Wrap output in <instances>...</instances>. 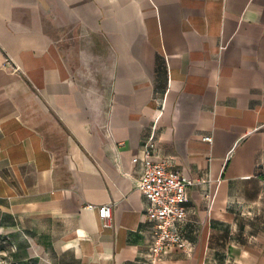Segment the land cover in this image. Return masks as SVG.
<instances>
[{
  "label": "crops",
  "instance_id": "0c3cea01",
  "mask_svg": "<svg viewBox=\"0 0 264 264\" xmlns=\"http://www.w3.org/2000/svg\"><path fill=\"white\" fill-rule=\"evenodd\" d=\"M150 139L195 180L154 262ZM3 234L43 264H264V0H0Z\"/></svg>",
  "mask_w": 264,
  "mask_h": 264
},
{
  "label": "built area",
  "instance_id": "2783aa9c",
  "mask_svg": "<svg viewBox=\"0 0 264 264\" xmlns=\"http://www.w3.org/2000/svg\"><path fill=\"white\" fill-rule=\"evenodd\" d=\"M211 141L210 135L202 137ZM154 146L150 139L145 143L142 157H134L133 162H141L142 173L137 182V189L148 199L147 217L153 222V239L149 248L152 262L172 247H184V242L175 230V223L185 219V203L188 201V189L195 180L188 179L172 167L167 159L154 161L149 154ZM86 207L96 208L103 223L107 224L112 214L110 203L99 206L87 203Z\"/></svg>",
  "mask_w": 264,
  "mask_h": 264
},
{
  "label": "rangeland",
  "instance_id": "374dc122",
  "mask_svg": "<svg viewBox=\"0 0 264 264\" xmlns=\"http://www.w3.org/2000/svg\"><path fill=\"white\" fill-rule=\"evenodd\" d=\"M10 238H7L6 234L0 237V264H43V260L39 258L41 254L36 248L32 258L29 259Z\"/></svg>",
  "mask_w": 264,
  "mask_h": 264
}]
</instances>
